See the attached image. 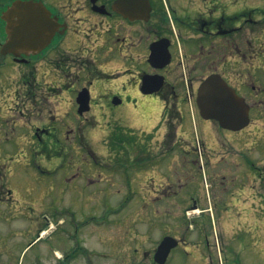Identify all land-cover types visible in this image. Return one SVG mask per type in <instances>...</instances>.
<instances>
[{"label": "flooded vegetation", "instance_id": "1", "mask_svg": "<svg viewBox=\"0 0 264 264\" xmlns=\"http://www.w3.org/2000/svg\"><path fill=\"white\" fill-rule=\"evenodd\" d=\"M10 31L15 43L9 46ZM212 74L249 104L261 142L264 0H0V248L8 245L1 238L3 223L13 224L19 211L37 239L61 235L62 251L47 247L55 264L115 258L127 263L124 249L138 229L127 219L115 221L125 204L99 208L106 188L113 195L141 196L143 236L153 231L149 240L157 239L143 251V264H176L180 251L193 264H222L224 236L212 234L208 213L219 206L239 216L243 208L258 210V191L248 192L259 187L264 173L258 156H244L238 143L210 144L200 136L205 129H198L191 114L201 118L198 91ZM152 99L162 103V116L150 130L104 118L126 106L140 112ZM100 119L107 123L103 130L115 131L111 140L89 138L103 127ZM13 141L19 150L5 151L3 144ZM102 149L107 155L100 156ZM228 154L238 157L230 163ZM241 164L244 169L230 177ZM116 176L125 180L117 194ZM103 182L109 185L99 187ZM55 194L96 200L97 210L78 216L76 208L52 203ZM19 198L29 201L27 209ZM36 211L52 218L29 215ZM237 227L236 222L232 232ZM129 229L137 230L131 239ZM166 237L178 244L161 263L155 257Z\"/></svg>", "mask_w": 264, "mask_h": 264}, {"label": "rangeland", "instance_id": "2", "mask_svg": "<svg viewBox=\"0 0 264 264\" xmlns=\"http://www.w3.org/2000/svg\"><path fill=\"white\" fill-rule=\"evenodd\" d=\"M208 73L209 71L206 73V75ZM204 74L205 73H203V75ZM233 82L236 83L237 81L233 79ZM125 108L128 109L118 112L114 111L111 115H108V117H104V118L113 119L115 122H118V120H120L123 124L125 125L127 124V126L129 127L142 129L143 131H145V130H150L151 128L157 126L162 116V103L160 101H157L156 99H152V100H148L147 102H144L143 110L137 113L134 112L132 106H126ZM195 113L191 114L192 119L196 120L195 124L196 123L198 124L197 125L198 129L200 130L205 129L204 131L205 134L203 133L201 135L199 134L200 136H202L204 140L208 141L210 144L213 143L215 144L216 143L215 140L238 143L237 147L241 149L244 156H247V154L245 155L244 152H248L249 158H252L255 155L258 156L260 171L264 173V132H262L259 136L261 142L257 143L256 141L257 137L255 132L256 129L254 127L255 125L252 124V122L248 127H246L240 133L232 132V131L219 132L220 130L217 128L218 126L217 124L214 123L206 124V121L199 118L198 112L195 111ZM190 117H188V119H190ZM100 121L103 127L101 126L100 127L101 130L97 131L96 133L95 132L92 133L89 138L99 142L111 140L115 131H112L111 127L106 130H103L104 128H106L107 123L106 121L101 119ZM187 123L192 127V130L194 132V127H193L194 122L190 119L189 121H187ZM69 124L71 126L76 125L75 118L70 119ZM206 125H208V127H206ZM114 128L117 133H123L121 132L123 131L121 128L115 126ZM179 134L180 135L182 134L181 130ZM5 137L6 136L4 135L3 138ZM71 138H73V135H71ZM137 140H139V138ZM3 148L5 151L6 148H9V151H14V153L15 151L19 150L18 148H15V141L11 142V144L9 143V146L8 143H4ZM102 150L103 152L100 151V156L107 155L108 150L107 149H102ZM235 152L237 153L236 149ZM235 156L238 157V155H234V154L227 155V158L229 159L230 163L237 158ZM243 165L244 164H241L239 167H237V169L233 171H230L233 169V167L229 166L228 171H230L229 172L230 177L231 174H239L241 169H244ZM230 177H228V179ZM250 180L251 177L249 178V181ZM115 183L116 186L114 191L117 194L118 188L121 189L125 188V180H123L122 176H116ZM102 185L107 186L109 184L107 182H103L101 185H99V187H102ZM136 185H138V183H136ZM258 185L259 187H257L256 190H251V191L247 190L249 191L248 194L251 193L252 191L253 192L258 191L259 193L258 210L254 211L248 209L249 211H247L246 208H243L244 210L240 211L241 212L240 216L236 215L237 217H240L237 221L239 227H237V229L234 232L232 231H233V224L234 225L236 224L235 215L233 217L231 213L228 214L227 212L222 210V207L220 206L219 208L213 209L211 210V212L208 213L209 220L212 221L210 225L212 226L211 227L212 234L213 232H215V235L224 236V242L226 244V247L224 246L225 248L222 256L223 257L222 264H264V174L262 175L261 179L258 181ZM107 190L108 189L105 188V192L100 191V196L98 197L99 208L105 207V209H107L110 207L111 210L113 209L114 206H117L121 203L125 204L124 207L125 209L123 211H118L115 213L114 216L115 221H124L127 219L129 223L133 224L135 222L134 228L136 227V229H138V231L129 229V239L132 238V235L136 233V231L138 232L139 235H137V239H132L134 244L133 242H131V244H127L125 246L124 250L129 253L128 257L130 256L128 262L125 264H129V263L143 264L145 259V257L142 254L143 251L148 248L151 249L152 247H154L156 245L157 239L153 241L149 240L151 237L156 236V232L153 231L151 233H148L147 238L143 236V233L145 231V225L143 224V219L140 216V209L142 206L141 196L126 197L124 196L123 192L117 195H113V193H108ZM17 200L19 201L18 204L24 206L25 209H27V207L30 204L29 201H27V199H25V201L22 200L21 198ZM49 200L56 205L72 206L76 208V210H78V216L83 215V217H85V215L90 214L89 211L97 210L94 209L95 205H93L96 204V200H94L92 203H88L86 199L76 194H72V195L68 194L67 196H60L59 194H55L52 195L49 198ZM81 213L82 215H79ZM15 214L18 215L19 218H15V222L13 224L3 223L2 225L1 238H3V242L7 243L8 245L3 246L5 249L3 247L0 248V251L3 252L2 255L0 256V264H55L57 261L54 258L57 257L56 255H54V253H52V251L53 250L62 251L61 235L57 234L51 241L48 242L45 236H41L40 238L37 239V234L35 235L33 233L30 234L27 232L26 221L28 218H25L24 215L21 214V212L19 211H16ZM29 215L33 217L42 216L43 220L47 216H48L47 219L52 218V215L50 214L42 215V212L40 213L37 211L35 216L32 213H30ZM183 215H184L183 212L180 211V220L182 221H184ZM67 219L69 218L67 217ZM94 221L101 222L102 219L100 217H96ZM223 230H225L224 233ZM102 235L103 233L100 232L99 236L101 237ZM33 239L34 240L36 239L35 243L29 246L30 242ZM117 240L123 242V240L120 238H117ZM99 246L100 248L102 247V245ZM47 247L48 249L50 248L53 249V250H49L50 254L52 255L50 259L47 258V252H48ZM106 248L108 250L109 246L108 247L106 246ZM135 248L138 251V253L133 252ZM225 249L229 250V254H225L226 252ZM230 250H233V254H230ZM110 252L112 254H115V252L112 250V247L110 248ZM119 261L120 260L118 258H115L110 262H108V260L99 259L98 263L109 264L111 262H115V264H119ZM146 262L148 263L149 261L147 260ZM175 262L176 264H193L192 263L193 258H188L180 251L176 255ZM195 262L198 263L196 260ZM204 263L205 262H203V264ZM171 264H173V262Z\"/></svg>", "mask_w": 264, "mask_h": 264}, {"label": "water", "instance_id": "3", "mask_svg": "<svg viewBox=\"0 0 264 264\" xmlns=\"http://www.w3.org/2000/svg\"><path fill=\"white\" fill-rule=\"evenodd\" d=\"M24 20L27 23L32 22L30 18L26 20L24 17ZM9 36L10 41L7 45L10 46L15 43V35L10 31ZM197 103L204 119H214L225 129L239 131L249 124V105L220 75L213 74L202 83L198 91ZM171 241L172 238L168 237L162 242L156 259H162V256L163 260L166 259L169 250L173 247Z\"/></svg>", "mask_w": 264, "mask_h": 264}]
</instances>
